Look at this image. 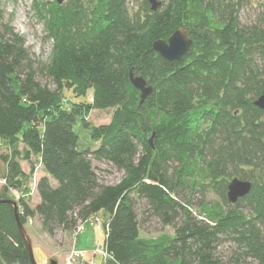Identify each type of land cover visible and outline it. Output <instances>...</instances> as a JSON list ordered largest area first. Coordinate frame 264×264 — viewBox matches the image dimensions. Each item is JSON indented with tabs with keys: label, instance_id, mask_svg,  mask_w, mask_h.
Listing matches in <instances>:
<instances>
[{
	"label": "trees",
	"instance_id": "obj_1",
	"mask_svg": "<svg viewBox=\"0 0 264 264\" xmlns=\"http://www.w3.org/2000/svg\"><path fill=\"white\" fill-rule=\"evenodd\" d=\"M246 1L164 0L153 11L144 0L131 12L128 0H32L53 44L39 70L55 88L38 80L0 8V143L8 145L0 151V264H33L19 221L36 218L53 236L100 212L108 215L103 264H264V111L255 104L264 28L241 22ZM181 27L193 44L169 61L153 44ZM133 75L154 87L144 102ZM69 88L92 100L65 103ZM107 108H115L109 123L88 121ZM78 126L95 148L82 146ZM33 157L45 172L40 202L16 210L10 189L28 182L21 161ZM93 161L122 179L102 185ZM234 178L252 190L233 204ZM153 218L173 234L142 237ZM223 240L233 247L226 255Z\"/></svg>",
	"mask_w": 264,
	"mask_h": 264
},
{
	"label": "rangeland",
	"instance_id": "obj_2",
	"mask_svg": "<svg viewBox=\"0 0 264 264\" xmlns=\"http://www.w3.org/2000/svg\"><path fill=\"white\" fill-rule=\"evenodd\" d=\"M66 1L65 3H67ZM143 1L128 0L130 11L138 9ZM158 1L163 2L164 0ZM0 8L3 11L4 23H8L24 39L26 50L34 61L36 70L38 69V80L43 84L48 82L51 88H55L39 70L44 64L50 62L53 44L46 38L45 25L34 10L32 0H0ZM239 18L245 25L257 24L264 28V0H247L240 8ZM65 96L67 98L65 103L73 100H92V92L87 97H77L74 90L70 88L65 89ZM114 113L115 108L95 109L89 114L88 121L94 125L106 124L110 122ZM78 132L83 147L91 146L93 149L99 144L90 140L88 129L78 126ZM7 147L6 143H0L1 153H7ZM93 164L102 185H115L123 177L122 172L107 163L93 161ZM21 165L23 170L30 174L28 182L31 183L34 191L30 205L34 207L40 202V197L35 188L39 178L45 175L43 165L36 157H33V162L21 161ZM33 167L34 171H31ZM5 172L6 165L0 158V179H2ZM4 189L5 184L0 181V196L4 193ZM208 198L216 199L217 197L210 194ZM12 200L15 201L14 197H12ZM198 209V207H194L195 211H198ZM107 219L108 215L105 212H100L89 218L85 223L80 221L78 227L74 230L61 228L53 236L43 229L38 219L33 218L30 222L28 221L29 223L25 225V228L32 242L36 263L51 264V261L54 260L57 264H103V253L94 254V252L105 248L106 228L104 221ZM141 232L142 237L152 238L162 234H173V228L163 225L158 219L153 218L142 227ZM232 248L230 242L223 240L219 251L226 255ZM79 251H86L87 255L84 258L75 256L74 254Z\"/></svg>",
	"mask_w": 264,
	"mask_h": 264
},
{
	"label": "water",
	"instance_id": "obj_3",
	"mask_svg": "<svg viewBox=\"0 0 264 264\" xmlns=\"http://www.w3.org/2000/svg\"><path fill=\"white\" fill-rule=\"evenodd\" d=\"M59 4L64 3L66 0H56ZM152 4V10L157 11L160 2L158 0H150ZM193 44V39L190 35L188 27H181L177 29L168 40H157L153 44V48L161 56L168 59L169 61L180 60L189 52ZM264 48V42H263ZM131 81L134 86L141 92V102H144L154 91V87L149 85L147 80L143 76L131 77ZM255 104L264 111V90L261 96L255 101ZM252 190V183L247 180H241L234 178L228 185V199L231 203H236L240 198L246 196ZM2 201V200H0ZM15 205L16 210L18 209L17 203L12 200H8ZM19 221V218H18ZM19 227L22 235L24 236L27 246L30 251L31 259L33 264H37L33 252L32 242L28 235V232L23 223L19 221ZM51 264H57L56 261L52 260Z\"/></svg>",
	"mask_w": 264,
	"mask_h": 264
},
{
	"label": "built area",
	"instance_id": "obj_4",
	"mask_svg": "<svg viewBox=\"0 0 264 264\" xmlns=\"http://www.w3.org/2000/svg\"><path fill=\"white\" fill-rule=\"evenodd\" d=\"M1 182H3V184H7V181L5 179H1L0 180ZM37 183L38 181L36 182V188L35 190L37 191ZM10 192H11V196L14 197L15 201L20 204L22 201H26L27 203L31 204L30 203V200H31V197L33 196V189H32V185L31 183L27 182L22 188L20 189H13L11 188L10 189ZM38 193V192H37ZM33 218H29L28 221L30 222ZM27 221L26 224H28L29 222ZM103 253L104 255V259H106L107 257H109V254L108 252L105 250H100L98 249L97 251L94 252V254H98V253ZM75 256H78V257H82L84 258L87 253L86 251H79L77 253L74 254Z\"/></svg>",
	"mask_w": 264,
	"mask_h": 264
}]
</instances>
